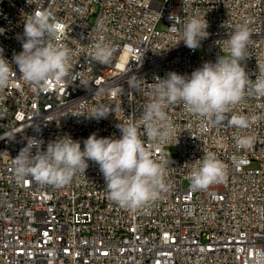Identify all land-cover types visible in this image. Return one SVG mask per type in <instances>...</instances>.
Here are the masks:
<instances>
[{
  "label": "built area",
  "instance_id": "2783aa9c",
  "mask_svg": "<svg viewBox=\"0 0 264 264\" xmlns=\"http://www.w3.org/2000/svg\"><path fill=\"white\" fill-rule=\"evenodd\" d=\"M44 7L63 25L59 42L72 50V70L63 82L37 87L20 79L13 64L16 78L0 94V264H264V119L245 130L226 122L213 127L182 106L168 107L175 135L149 145L156 158L167 145L179 149L178 157L165 156L168 191L136 211L108 199L92 161L59 188L17 180L13 170L28 137L45 149L65 135L82 149L93 133L119 138L117 125L138 120L157 76L190 75L215 62L228 52L237 24L252 34L245 70L254 80L264 66V0H44ZM35 8L27 0H0V48L10 62L23 50L18 37ZM194 14L209 25L199 51L178 43L180 33L170 29L171 16L182 28ZM101 37L116 49L107 65L91 58ZM133 76L141 91L130 86ZM98 104L109 108L107 118L88 117ZM235 111L264 116V98H247ZM238 135L253 137L252 145L237 146ZM209 151L226 178L193 189L194 162Z\"/></svg>",
  "mask_w": 264,
  "mask_h": 264
},
{
  "label": "clouds",
  "instance_id": "9594fccd",
  "mask_svg": "<svg viewBox=\"0 0 264 264\" xmlns=\"http://www.w3.org/2000/svg\"><path fill=\"white\" fill-rule=\"evenodd\" d=\"M27 2L35 4L36 8L24 20L23 36L18 37L23 50L14 54L10 62L0 48V94L16 78L13 64L19 69L20 79L37 87L63 82L72 70V50L59 42L63 25L49 7H44V0ZM170 19L175 21L171 31L180 33L178 43L183 41L191 50L199 48L209 35L205 15L194 14L182 28L177 27L181 22L179 17L173 15ZM251 35L246 23L237 24L227 39L230 57L222 55L215 62H205L190 75L172 71L164 78L157 76L138 120L117 125L119 138H98L93 133L83 141L82 149L80 141L65 135L49 141L45 149L42 140L28 137L26 146L13 159L17 180L31 177L42 185L63 187L78 172L85 173L88 161H92L104 177L108 199L121 208L136 211L160 199L162 193L168 191L166 177L171 160L163 155L154 157L149 145H163L175 135L174 123L166 111L168 107L182 106L204 125L213 127L226 122L227 126L245 130L264 119L261 115L235 111L247 98H264V66H258L254 80L245 70ZM115 50L101 37L92 45L91 58L107 65ZM129 83L141 91L137 77H131ZM109 113L107 106L98 104L88 117L99 120L107 118ZM234 139L241 148L253 143L251 136L238 135ZM225 178L223 163L211 151L204 152L203 158L194 162L190 173L193 189H205Z\"/></svg>",
  "mask_w": 264,
  "mask_h": 264
},
{
  "label": "rangeland",
  "instance_id": "374dc122",
  "mask_svg": "<svg viewBox=\"0 0 264 264\" xmlns=\"http://www.w3.org/2000/svg\"><path fill=\"white\" fill-rule=\"evenodd\" d=\"M158 1H162V0H158ZM158 29L159 30L165 29V24L164 23H160L158 25ZM200 49H201V47L198 48V51ZM223 55L230 57V52H225V53H223ZM164 154H165V156L167 158H176L179 155V149H178V147L176 145H167V146L164 147ZM253 166H256V164L254 163Z\"/></svg>",
  "mask_w": 264,
  "mask_h": 264
}]
</instances>
